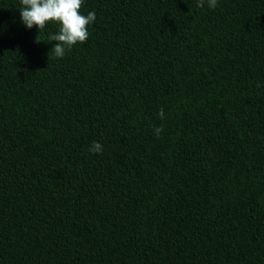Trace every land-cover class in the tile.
Wrapping results in <instances>:
<instances>
[{
  "label": "trees",
  "instance_id": "1",
  "mask_svg": "<svg viewBox=\"0 0 264 264\" xmlns=\"http://www.w3.org/2000/svg\"><path fill=\"white\" fill-rule=\"evenodd\" d=\"M217 4L84 0L56 58L0 0V264H264V0Z\"/></svg>",
  "mask_w": 264,
  "mask_h": 264
},
{
  "label": "clouds",
  "instance_id": "2",
  "mask_svg": "<svg viewBox=\"0 0 264 264\" xmlns=\"http://www.w3.org/2000/svg\"><path fill=\"white\" fill-rule=\"evenodd\" d=\"M22 7L19 9L21 23L27 28L36 27L37 32H43L49 24L58 25V31L49 34L47 40L56 43L51 52L56 58H63L78 43L83 44L89 38L88 27L96 20L94 11L87 15L81 13L84 0H20ZM205 3L210 9H215L217 0H197V7H204ZM36 42H44L36 37ZM165 116L163 108L158 112V117ZM163 132V125L153 129L154 135L159 137ZM89 151L94 154H102L103 146L93 141Z\"/></svg>",
  "mask_w": 264,
  "mask_h": 264
}]
</instances>
